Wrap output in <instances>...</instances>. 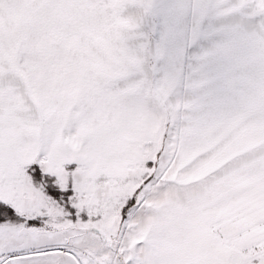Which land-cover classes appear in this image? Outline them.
Masks as SVG:
<instances>
[{"label": "snow or ice", "instance_id": "snow-or-ice-1", "mask_svg": "<svg viewBox=\"0 0 264 264\" xmlns=\"http://www.w3.org/2000/svg\"><path fill=\"white\" fill-rule=\"evenodd\" d=\"M0 264H264V0H0Z\"/></svg>", "mask_w": 264, "mask_h": 264}]
</instances>
